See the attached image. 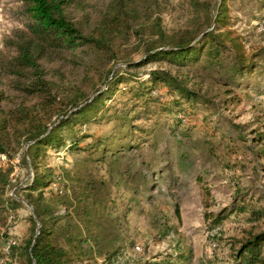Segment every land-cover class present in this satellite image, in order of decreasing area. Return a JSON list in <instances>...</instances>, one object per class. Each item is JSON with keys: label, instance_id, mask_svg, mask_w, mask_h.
Here are the masks:
<instances>
[{"label": "rangeland", "instance_id": "1", "mask_svg": "<svg viewBox=\"0 0 264 264\" xmlns=\"http://www.w3.org/2000/svg\"><path fill=\"white\" fill-rule=\"evenodd\" d=\"M114 1L74 0L68 13L89 33ZM220 2L125 0L136 11L132 23L146 26L147 33L124 44L123 55L131 64L144 60V42L156 19L170 34L204 28ZM229 6L234 28L257 55L255 70L229 87L231 92L216 81L196 82L207 103L175 101L162 85L146 93L153 70L185 75L187 68L181 72L167 61L132 68L113 62L92 74L82 60L48 67L55 68L48 69L49 79L62 84L60 93L68 96L69 84L90 94L109 69L123 75L95 117L63 132L66 144L47 149L41 158L43 171L57 179L45 196L63 202L58 213L72 209L65 198L74 197L73 191L90 197L86 217L93 228L85 234L92 253L73 264H238V241L249 230L264 231V219L254 221L249 213L264 207V0H229ZM23 11V0H0V57L15 53L10 42L26 29ZM188 80L194 88L193 78ZM4 82L0 76V93L16 94ZM72 136L76 148L70 147ZM27 150H17L12 161L0 158V169L12 168L7 196L19 201L7 227H1L0 264H25L22 248L34 233V211L24 201L34 177L23 164ZM225 211L229 216L217 225ZM77 213L85 217L84 209Z\"/></svg>", "mask_w": 264, "mask_h": 264}, {"label": "trees", "instance_id": "2", "mask_svg": "<svg viewBox=\"0 0 264 264\" xmlns=\"http://www.w3.org/2000/svg\"><path fill=\"white\" fill-rule=\"evenodd\" d=\"M73 1L23 0L26 29L18 31L10 42L15 53L0 57V76L16 93H0V158L12 161L17 150L28 146L23 164L34 171L24 198L34 211V233L22 248L25 264H73L92 253V239L85 234L86 229L93 228V221L86 217L90 197L86 199L87 194L79 196L73 191L74 197L65 198L72 209L58 213L63 202L45 196L57 179H53L50 170L43 171L41 158L47 149H61L66 144L63 132H72L76 124L91 121L109 94L114 93L115 86L123 82V75L111 68L92 93L69 84L68 96L60 93L65 89L62 84L49 79L48 69L55 70L49 66L62 62L77 65L82 60L87 73L92 74L113 62L126 61L132 68L167 61L181 72L187 68L182 72L185 75L153 70L148 74L146 93L154 94L155 87L162 85L175 101L193 105L209 102L200 94L197 83L216 81L228 89L240 85L255 70L257 55L247 48L244 37L234 28L229 0H221L204 28L170 34L164 30L161 20L156 19L144 42V60L133 64L123 55L124 44L147 33L146 26L136 28L132 23L136 11L125 0H115L98 24L85 33L83 26L68 13ZM91 57L99 58L101 63L91 64ZM56 73L62 79V71L57 69ZM189 78H193L194 88L189 87ZM76 138H69L70 147H77ZM11 173L12 168L0 169V235L1 227H7L5 220L10 209L19 205L17 196H7L12 188ZM79 208L85 210V217L77 213ZM229 213L218 215L215 223L221 224ZM249 213L254 221L264 219V207L252 208ZM238 243V264H264V231L249 230ZM11 249L14 251L15 247Z\"/></svg>", "mask_w": 264, "mask_h": 264}, {"label": "built area", "instance_id": "3", "mask_svg": "<svg viewBox=\"0 0 264 264\" xmlns=\"http://www.w3.org/2000/svg\"><path fill=\"white\" fill-rule=\"evenodd\" d=\"M55 187H56V186H55ZM56 189H57V187H56ZM10 247H11V246L9 245V246H8V249H10ZM138 250H140V248H138Z\"/></svg>", "mask_w": 264, "mask_h": 264}]
</instances>
